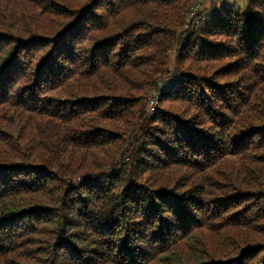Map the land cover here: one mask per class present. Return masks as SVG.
<instances>
[{
    "label": "trees",
    "instance_id": "1",
    "mask_svg": "<svg viewBox=\"0 0 264 264\" xmlns=\"http://www.w3.org/2000/svg\"><path fill=\"white\" fill-rule=\"evenodd\" d=\"M220 1L0 0V264H264V0Z\"/></svg>",
    "mask_w": 264,
    "mask_h": 264
},
{
    "label": "rangeland",
    "instance_id": "2",
    "mask_svg": "<svg viewBox=\"0 0 264 264\" xmlns=\"http://www.w3.org/2000/svg\"><path fill=\"white\" fill-rule=\"evenodd\" d=\"M203 1H204L205 6L207 8H209L212 5V3H215V2L217 3L218 2V0H203ZM219 4L222 5L223 3L219 2ZM199 9H201V6L197 8V10H199ZM170 68H171V70H173V64H170ZM144 97L147 98V99H150L148 112L150 114H152L154 112V110H155V107L153 108V110H152V107L154 105L157 106V103H154V102H157L156 100H154L155 98H153L154 94H145Z\"/></svg>",
    "mask_w": 264,
    "mask_h": 264
},
{
    "label": "built area",
    "instance_id": "3",
    "mask_svg": "<svg viewBox=\"0 0 264 264\" xmlns=\"http://www.w3.org/2000/svg\"><path fill=\"white\" fill-rule=\"evenodd\" d=\"M219 2L221 3L220 0H218V2H217V3L215 2V3H216L217 5H220ZM197 8H198V7H196V10H197ZM154 103H156V102H154ZM154 107H156V106L154 105V106L152 107V110H153Z\"/></svg>",
    "mask_w": 264,
    "mask_h": 264
}]
</instances>
